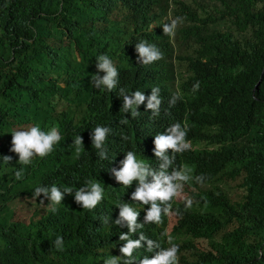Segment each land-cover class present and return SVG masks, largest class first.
<instances>
[{
    "label": "clouds",
    "instance_id": "1",
    "mask_svg": "<svg viewBox=\"0 0 264 264\" xmlns=\"http://www.w3.org/2000/svg\"><path fill=\"white\" fill-rule=\"evenodd\" d=\"M0 3V238L19 243L25 264H225L216 234L192 216L228 194L232 170L190 137L207 88L194 70L217 73L186 48L205 27L224 31L209 20L221 2ZM102 102L130 115L113 132L82 125ZM109 134L121 145L108 180L79 173L91 152L108 159ZM25 183L29 194L11 195ZM27 204L34 214L16 220V206ZM49 226L55 234L41 244L34 234Z\"/></svg>",
    "mask_w": 264,
    "mask_h": 264
},
{
    "label": "trees",
    "instance_id": "2",
    "mask_svg": "<svg viewBox=\"0 0 264 264\" xmlns=\"http://www.w3.org/2000/svg\"><path fill=\"white\" fill-rule=\"evenodd\" d=\"M217 1L221 6L209 20L224 31L209 34L205 27L186 43L187 49L207 59L217 73L213 76L194 70L195 82L207 88L199 94L190 137L196 144L205 141L214 147L202 154L219 169L229 166L232 171L227 178L237 181L243 195L237 201L225 192L219 193L203 205L202 213L192 216L208 223L211 233L216 234L214 248L224 251L225 264H264V76L253 91L264 69V0ZM0 10L4 12L2 3ZM44 31L39 34L47 42L51 32L44 35ZM129 116L121 111L119 102H102L84 115L82 125L90 130L103 124L113 132ZM110 139L111 134L106 139L107 160L91 152L76 170L108 180L109 162L121 145ZM10 193L29 194V185L20 184ZM53 234V226H49L43 234L34 236L43 244ZM4 244L0 264H25L17 253V241L0 238V248Z\"/></svg>",
    "mask_w": 264,
    "mask_h": 264
},
{
    "label": "rangeland",
    "instance_id": "3",
    "mask_svg": "<svg viewBox=\"0 0 264 264\" xmlns=\"http://www.w3.org/2000/svg\"><path fill=\"white\" fill-rule=\"evenodd\" d=\"M223 189L229 194L230 198L236 199L237 201L242 200L243 190L239 188L237 181H229L226 180L224 183H222ZM187 194H183L182 198L186 197ZM35 208L31 207L30 204L25 205L24 207L17 205L15 210V219L16 220H24L28 221L30 217L34 214ZM175 223L174 218H170L169 221V230L171 229V226ZM204 246V244H203Z\"/></svg>",
    "mask_w": 264,
    "mask_h": 264
},
{
    "label": "water",
    "instance_id": "4",
    "mask_svg": "<svg viewBox=\"0 0 264 264\" xmlns=\"http://www.w3.org/2000/svg\"><path fill=\"white\" fill-rule=\"evenodd\" d=\"M260 83H261V81L258 83L257 87L260 85ZM257 87H256V88H257Z\"/></svg>",
    "mask_w": 264,
    "mask_h": 264
}]
</instances>
